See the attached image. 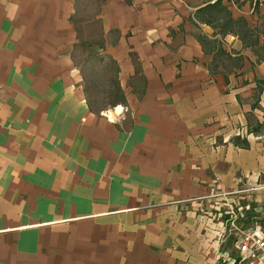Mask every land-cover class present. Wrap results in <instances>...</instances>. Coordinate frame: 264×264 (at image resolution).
Instances as JSON below:
<instances>
[{
    "label": "crops",
    "instance_id": "obj_1",
    "mask_svg": "<svg viewBox=\"0 0 264 264\" xmlns=\"http://www.w3.org/2000/svg\"><path fill=\"white\" fill-rule=\"evenodd\" d=\"M78 1L0 0V264H264L239 232L240 256L221 250L224 221L200 211L264 207L249 59L211 72L200 0H103L97 51L124 101L95 109L73 55Z\"/></svg>",
    "mask_w": 264,
    "mask_h": 264
},
{
    "label": "rangeland",
    "instance_id": "obj_2",
    "mask_svg": "<svg viewBox=\"0 0 264 264\" xmlns=\"http://www.w3.org/2000/svg\"><path fill=\"white\" fill-rule=\"evenodd\" d=\"M102 2L103 0H79L77 2V12L73 16L80 36V41L73 55L84 73L86 92L91 105L95 109L107 108L121 98V91L118 89L120 87L116 63L107 55L97 51L99 45L103 43V27L101 19L98 17L99 5ZM262 2L264 1L262 0ZM227 3L234 17L244 16L250 26L257 30L264 29V7L260 4V1L253 4L246 1L240 5L233 1H227ZM195 32L208 35L210 46L212 45L211 40H215L217 47L221 46L230 52L233 50L240 51L244 59H249L248 62L250 61L251 66L248 67L253 69L250 77L256 84L252 100V105L254 108L256 107V110L249 114V122L254 121L257 114L261 120H264V92L261 93L257 87V79L264 78V61L258 58L251 47L244 46L242 40L236 35H222L209 25L196 26ZM260 43H263L262 35H260ZM240 45L242 48H240ZM250 58H254V60ZM215 63L219 65L218 69L226 74L237 71V66H235L237 62L233 57L228 58L226 55H220L216 58ZM262 86L264 87V83H262ZM222 202L221 200L212 199L211 203L204 206L203 210L200 211L202 213H205L206 210L209 211L208 215L212 220L220 218L224 221L225 231L217 235L224 240L220 245V249L222 250L225 246L234 258H237L240 253L235 246L234 240L236 237L234 238V236L241 230L246 231L249 227L257 225L264 232V207L257 211L252 205L241 212L236 202L228 201L229 203L223 204ZM224 202L226 201L224 200ZM231 210H233V213L229 212ZM234 214L237 215L236 218L233 217ZM226 263L223 259H220L218 264Z\"/></svg>",
    "mask_w": 264,
    "mask_h": 264
},
{
    "label": "trees",
    "instance_id": "obj_3",
    "mask_svg": "<svg viewBox=\"0 0 264 264\" xmlns=\"http://www.w3.org/2000/svg\"><path fill=\"white\" fill-rule=\"evenodd\" d=\"M227 1H233L240 5L246 1H250L251 4H253L260 0H203L202 4L196 9L191 19L192 22L196 26H200V24L209 25L218 30V33L222 35L233 34L238 36L240 40H242L244 46L251 47L258 58L264 61V29L257 30L250 26L244 16L234 17ZM260 35L263 36L262 44L260 43ZM196 36L205 53H211L213 55L212 61L209 64V69L212 73L223 72L218 69V64H214L216 58L220 55H226L228 58L233 57L237 62L235 65L237 68L243 65L244 57L240 51L233 50L230 52L221 46L217 47L215 40H211L212 45L210 46L208 43L210 37L206 34L198 33ZM262 83H264V78L257 79V87L261 93L264 92ZM119 90L122 92L121 89ZM121 97L124 101L123 92ZM248 132H253L255 134L264 133V120L260 121L259 119H255L254 121H250L248 124ZM233 142L240 147H249V141L246 137L241 135L235 136Z\"/></svg>",
    "mask_w": 264,
    "mask_h": 264
},
{
    "label": "built area",
    "instance_id": "obj_4",
    "mask_svg": "<svg viewBox=\"0 0 264 264\" xmlns=\"http://www.w3.org/2000/svg\"><path fill=\"white\" fill-rule=\"evenodd\" d=\"M232 192H225L224 195H229ZM233 213V210L229 211ZM237 217L236 214L233 215ZM238 246L243 254L251 258H264V232L260 226H251L246 231L241 230L238 233Z\"/></svg>",
    "mask_w": 264,
    "mask_h": 264
}]
</instances>
